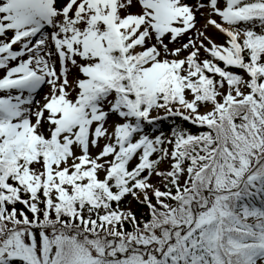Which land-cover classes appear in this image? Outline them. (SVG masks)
Segmentation results:
<instances>
[{
	"label": "snow or ice",
	"instance_id": "1",
	"mask_svg": "<svg viewBox=\"0 0 264 264\" xmlns=\"http://www.w3.org/2000/svg\"><path fill=\"white\" fill-rule=\"evenodd\" d=\"M0 264H264V0H0Z\"/></svg>",
	"mask_w": 264,
	"mask_h": 264
}]
</instances>
